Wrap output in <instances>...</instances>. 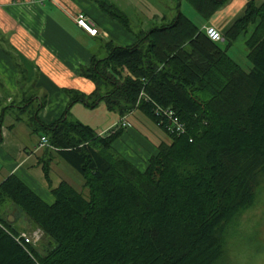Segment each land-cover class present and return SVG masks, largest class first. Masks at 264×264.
I'll list each match as a JSON object with an SVG mask.
<instances>
[{
  "label": "trees",
  "instance_id": "16d2710c",
  "mask_svg": "<svg viewBox=\"0 0 264 264\" xmlns=\"http://www.w3.org/2000/svg\"><path fill=\"white\" fill-rule=\"evenodd\" d=\"M224 1L192 3L207 19ZM98 3L131 30L122 10ZM240 34L247 36L248 70L227 53ZM104 47V57L93 54L79 70L94 84L91 92L64 88L66 109L49 124L29 116L32 131L41 130L47 147L81 176L80 188L62 180L48 203L15 174L6 176L0 264H219L224 231L253 206L264 182V3L246 0L244 14L218 41L179 13L131 45L109 40ZM75 102H104L120 118L137 110L165 139L139 168L113 151L125 128L99 135L69 118ZM154 105L172 110L185 131L169 130ZM49 160L42 161L47 180ZM9 206L34 226L28 233L42 232L35 244L15 239L26 231L7 220L10 210L2 213Z\"/></svg>",
  "mask_w": 264,
  "mask_h": 264
},
{
  "label": "crops",
  "instance_id": "0c3cea01",
  "mask_svg": "<svg viewBox=\"0 0 264 264\" xmlns=\"http://www.w3.org/2000/svg\"><path fill=\"white\" fill-rule=\"evenodd\" d=\"M99 1L122 10L129 18V25L135 22L139 26L138 33L122 28L100 8ZM245 3L246 0H225L206 19L192 0H0V182L9 174H15L48 203L53 201V188L62 180L70 183L72 171L54 154L52 148L38 147L39 137L44 133L41 130L32 131L34 127L29 125V117L19 114L24 111L19 106L25 102L30 89L33 92L30 103L39 101L34 114L41 122L49 124L66 109L69 99L64 88L86 93L93 90L92 81L79 75L80 68L87 66L95 54L94 46L88 47L82 36L100 41L110 38L113 42L122 35L121 43L129 42L126 45H131L140 32L169 24L179 13L200 29L213 25L224 33L244 14ZM263 3L264 0H255L257 6ZM78 12H82L88 22L98 29L97 35H89L76 23L75 15ZM106 24H110L112 30L107 29ZM246 37L240 34L230 45L245 57ZM105 42L101 44L103 49ZM104 51L106 53V49ZM75 104L72 103L69 108L75 107ZM102 109L99 108L98 113L106 118L105 121L99 125L89 124L98 128L95 130L92 127L101 136L116 126L119 119L116 112L106 107ZM129 116L143 123L152 136L143 134L131 125L127 120ZM127 117L129 125L119 137L129 144L123 147L116 145L121 152L118 154L144 168L165 135L137 110ZM115 140L112 147L116 144ZM45 159H50L49 180L42 169ZM9 210L11 206L5 207L2 213ZM10 222L18 226V219L13 217Z\"/></svg>",
  "mask_w": 264,
  "mask_h": 264
},
{
  "label": "rangeland",
  "instance_id": "374dc122",
  "mask_svg": "<svg viewBox=\"0 0 264 264\" xmlns=\"http://www.w3.org/2000/svg\"><path fill=\"white\" fill-rule=\"evenodd\" d=\"M119 24L126 30L125 26H123L121 23ZM129 26L134 34L138 33L139 26H136L135 22H132V24H130ZM105 27L109 30H112V26L110 24H106ZM121 36L122 35L117 36L116 40H113V43L119 45H126L127 43H129L123 42L125 44H122L120 41ZM82 37L84 38L86 42L85 44L88 47L94 46V52L99 58L105 56V49L101 47L102 42L112 40L110 38H105L104 41H100L99 39H90L85 36ZM227 52L244 69L248 70L250 68V62L244 55L241 54V51L235 52L232 47H229ZM29 95H33V92L30 89ZM38 105V100H34L30 104L27 103L23 108L24 111L19 112V114H23L29 117L33 112L36 111ZM105 107L106 106L104 102H100L98 105L92 108L85 106L83 103L76 102L75 107L69 108V118L77 119L84 124L88 123L87 125H99L100 123H103L106 118L104 116H101L98 113V110L99 108L102 109ZM118 118L120 119V116ZM127 120L131 125L140 130L143 134L152 136L151 131L143 123L135 119V117L129 116L127 117ZM93 128L95 130H98V128L96 127ZM120 138L121 137L117 139V142L115 140L116 144H114L113 146L115 148L113 149V151L116 153H121L116 145H121L123 147L128 143L127 141H124ZM64 164L68 167L69 171H72V175H70L72 180L70 179V183L75 188L79 189L82 182L81 176L67 163L64 162ZM84 192L86 193V190H84ZM8 214L18 219L17 227L21 231L28 232L34 228V226L29 223L28 220L25 219L22 215H20V212L16 209L10 210ZM223 235L225 241L224 253L219 264H264V182L262 188L260 186L258 188V191L256 192L255 202L253 206L237 215L231 222V224H229L228 228L224 231Z\"/></svg>",
  "mask_w": 264,
  "mask_h": 264
},
{
  "label": "built area",
  "instance_id": "2783aa9c",
  "mask_svg": "<svg viewBox=\"0 0 264 264\" xmlns=\"http://www.w3.org/2000/svg\"><path fill=\"white\" fill-rule=\"evenodd\" d=\"M35 1V0H32ZM75 20L76 23L83 28L89 35L91 36H95L98 34V29L91 23L88 22L86 16L82 13V12H78L75 15ZM206 35L208 36L209 39H211L212 41H218L222 38V33L220 32V30L213 26V25H206L203 27ZM145 99H148V97L146 95H144L143 93H141ZM154 111L156 114H161L163 116L166 117V119L168 120V129L171 130L172 132H176L178 134H181L185 131V126L184 123L178 118V116L170 109H163L158 105H154ZM128 121L126 120V115L121 117L118 122L116 123V126H114L112 129L110 130H114L116 127H123L126 128L128 127ZM48 140L47 137L44 135H41L39 137V143H38V147H44V146H48ZM42 232L39 229H35L32 232L28 233V232H21L19 234V236H17L15 239L17 241H21V243L25 244V243H33L35 244L41 236Z\"/></svg>",
  "mask_w": 264,
  "mask_h": 264
},
{
  "label": "water",
  "instance_id": "95a60500",
  "mask_svg": "<svg viewBox=\"0 0 264 264\" xmlns=\"http://www.w3.org/2000/svg\"><path fill=\"white\" fill-rule=\"evenodd\" d=\"M12 218H13V216L12 215H9L8 218H7V220L10 222Z\"/></svg>",
  "mask_w": 264,
  "mask_h": 264
},
{
  "label": "bare ground",
  "instance_id": "6f19581e",
  "mask_svg": "<svg viewBox=\"0 0 264 264\" xmlns=\"http://www.w3.org/2000/svg\"><path fill=\"white\" fill-rule=\"evenodd\" d=\"M143 93V92H142Z\"/></svg>",
  "mask_w": 264,
  "mask_h": 264
}]
</instances>
